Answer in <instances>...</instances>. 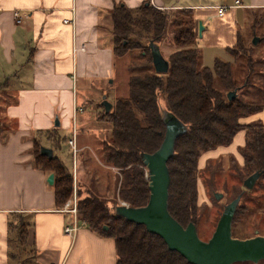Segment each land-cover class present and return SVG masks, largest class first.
<instances>
[{"label": "trees", "instance_id": "1", "mask_svg": "<svg viewBox=\"0 0 264 264\" xmlns=\"http://www.w3.org/2000/svg\"><path fill=\"white\" fill-rule=\"evenodd\" d=\"M110 15L115 57L120 59L138 51L150 64L137 73L130 71L127 95L110 102L108 112L102 104L99 106L103 111L97 118L107 124L100 142V157L117 170L114 205L109 206L94 193L82 196L74 185L72 171L63 161L56 155L48 159L40 154L42 139L57 150L66 137L50 131L34 133L32 166L54 174L56 209L75 191L77 221L98 235L113 239L116 264H190L178 252L168 250L163 239L148 232L144 225L117 215L115 207L121 202L141 207L149 199V179L145 178L141 154L154 152L163 140L161 106L187 126L176 139L174 154L167 163L171 179L168 210L181 225H196L199 158L207 151L229 146L239 131L246 133L245 144L240 148V171L245 178L259 171V179H264V124L240 123V119L264 107V57L255 54L257 44L251 41L247 45L244 35L238 32L236 43L227 47L232 61L216 57L212 67L204 65L197 18L190 8H155L146 0L134 8L117 3ZM251 32L255 34L253 27ZM162 42L167 43L166 49L174 48L168 58L164 57L168 71L163 74L154 70L150 48L151 43L160 49ZM233 90L236 96L229 100L227 93ZM6 132L0 121V138ZM238 209L239 205L233 221ZM29 225L30 219L23 213L9 215L7 264H37V251L27 241Z\"/></svg>", "mask_w": 264, "mask_h": 264}, {"label": "crops", "instance_id": "2", "mask_svg": "<svg viewBox=\"0 0 264 264\" xmlns=\"http://www.w3.org/2000/svg\"><path fill=\"white\" fill-rule=\"evenodd\" d=\"M144 1L0 0V121L7 130L0 138V264H7V222L13 212L30 219L27 241L37 251V264H116L112 238L98 235L82 223L77 224L73 236L65 234L64 228L73 224V218L56 209L53 186L47 182L49 172L32 166L31 136L38 131H50L65 137V132L72 135L75 128L80 162L96 161L105 170L102 172L117 173L102 162L100 148L92 152L93 148L86 144L79 145L78 129L90 132L87 125L92 114L94 128L105 136L107 124L98 120V108L93 106L89 92H103L100 104L104 100L110 102L105 85L112 83L118 60L113 52L110 13L117 3L134 8ZM151 1L161 9H193L197 25L198 21L203 25L202 36L198 37L200 46L203 41L207 45L211 41L213 19L222 27L219 42L224 47L236 43L238 32L245 40L252 41L257 36L255 54L263 59L264 0H242V6L226 9L223 16L216 15V6L230 5L232 0ZM15 11L22 18L21 23L15 22ZM76 104L83 108L78 114ZM92 106L95 113L89 109ZM255 121L264 124V107L240 119L242 124ZM237 136L241 148L246 133L239 131L233 141ZM231 144L210 151H233ZM63 148L64 142L60 149L53 150V155L59 152L56 156L63 163L69 162L71 157L65 156ZM78 163L76 158L77 169ZM113 177L114 191L116 176ZM104 181L98 180L97 189L105 188L108 192L110 182ZM80 188L76 189L81 195L82 191L91 192L83 184Z\"/></svg>", "mask_w": 264, "mask_h": 264}, {"label": "rangeland", "instance_id": "3", "mask_svg": "<svg viewBox=\"0 0 264 264\" xmlns=\"http://www.w3.org/2000/svg\"><path fill=\"white\" fill-rule=\"evenodd\" d=\"M149 1L152 6L155 5L152 4L151 0ZM155 8H158V6ZM258 14L260 13H256L257 16ZM261 17L264 18V13ZM212 24L213 30L210 43L207 45L205 44V41H203V45L199 46L203 64L208 67L213 66L216 57L225 61H232V57L229 54L227 47H224L219 42L221 40L220 36L223 34V30L219 21L213 19ZM246 42L247 45L251 44V39L249 40L247 38ZM160 45V50L164 57L168 58L169 54L172 52V50H174V48L166 49L167 43L164 44V42H162ZM115 65L116 74L112 80L110 79L112 83L109 82V87L108 85H105L107 98L112 103L115 101V98L123 97L128 93L127 76H129L130 71L137 73L143 67L150 66L148 58L140 57L138 55V51H132L125 57L118 59ZM89 93L92 94L90 99L93 101V106L95 105V107L97 106L98 108V112H96L97 115H101L103 109L99 106L101 102V94L103 92L99 91L96 93V90L93 89ZM93 106L92 108H89L91 112L94 111ZM89 116V120L91 121H89L87 129H89L90 132H83L82 130L78 129L79 145L81 142L86 144L87 148H93L91 150L92 152H98L99 149L97 150V148H100V141L103 138V133L100 135L101 133H99L96 128H94L92 114H89ZM64 134L67 139L71 136L70 131L65 132ZM67 139L64 141L65 148L63 149H65L66 152L65 156L67 158L71 157V159L68 160L69 162L64 161V165L71 172L73 163L72 175L74 185L77 181L76 188L81 190L82 188L80 187L83 184L85 187H87L88 191H91L88 193H94L100 196L107 202L109 206H113L115 201V191H113L111 183H113V176H116L117 173L108 174L102 172L105 170H102L97 165L96 161H94L92 164H88V162L86 163L84 160L83 162H80L81 157L77 156L78 153L73 158V155L67 145ZM240 143V137L237 136L231 144V149L233 151H210V153H203L200 157V162L198 165V194L196 202L197 209L195 223L198 236L202 240H208L211 237L215 230L217 221L223 211L224 205L235 198L238 194H242V196L236 218L232 224V236L234 238L245 239L256 235V231L257 234L264 236V179H259L252 189H245L243 185V178L245 177L243 176L242 171H240L242 166V155L239 148V145H241ZM41 144L52 147L51 142H48L45 139H42ZM58 153L59 152H56V155H58ZM84 154L85 153H83V155ZM76 158L79 160L78 169L76 165ZM102 179H105L104 182H110L108 192L105 188L103 190L100 188L97 189V184H99L98 180ZM82 192L83 196L87 194L86 191V193H84V191ZM216 194H220L221 197L216 198ZM257 264H264V262Z\"/></svg>", "mask_w": 264, "mask_h": 264}, {"label": "water", "instance_id": "4", "mask_svg": "<svg viewBox=\"0 0 264 264\" xmlns=\"http://www.w3.org/2000/svg\"><path fill=\"white\" fill-rule=\"evenodd\" d=\"M203 25L198 21V37L202 36ZM259 38L254 36L252 44H257ZM151 60L157 73L168 71V61L162 55L158 46L150 43ZM236 90L227 93L229 100L235 98ZM102 105L106 112L111 103L104 100ZM162 119L165 125L163 140L160 146L152 153H142L141 159L146 167L149 179V199L144 206L131 207L119 204L115 213L127 221L144 225L150 233L160 236L168 250L178 252L190 264H235L238 262L258 263L264 260V236L257 234L253 237L239 239L232 236V222L242 194L224 205L217 221L214 232L208 240H202L197 233L193 222L186 226L181 225L168 210L170 173L168 160L174 154L176 139L183 134L187 126L161 106ZM59 124L55 119V125ZM40 154L48 159L53 157V149L42 145ZM257 171L243 180L245 189H252L261 176ZM47 182L54 183V174L49 173ZM216 194V198H220ZM107 229V227H104Z\"/></svg>", "mask_w": 264, "mask_h": 264}, {"label": "built area", "instance_id": "5", "mask_svg": "<svg viewBox=\"0 0 264 264\" xmlns=\"http://www.w3.org/2000/svg\"><path fill=\"white\" fill-rule=\"evenodd\" d=\"M232 1H233V3L230 5L216 6V15L217 16H223L226 9L242 6V0H232ZM152 4L154 5L153 2H152ZM155 7H157V6H155ZM14 18H15L16 23H21L22 18L20 17V15L17 11L14 12ZM65 22H69V20H65ZM82 49H84V48H82ZM82 110H83L82 106H79L78 104H76L75 113L78 114ZM75 137H76V130H75V128H73L72 129V135L67 139V145H68L69 149L71 150L73 158L75 157V155H77V152H78L77 147H76ZM74 174H75V172H74ZM145 178L148 179L147 170L145 171ZM120 204L128 206L125 202H121ZM59 211L68 213L72 216L73 224L66 226L64 228V232L68 236H73L77 230V224H78V221L76 219L77 197H76L75 191L73 192L72 196L62 205V207L59 209Z\"/></svg>", "mask_w": 264, "mask_h": 264}]
</instances>
